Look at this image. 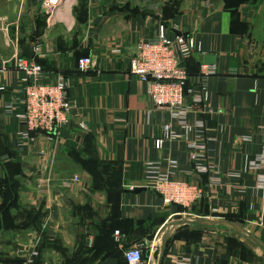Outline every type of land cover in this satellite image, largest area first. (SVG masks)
Masks as SVG:
<instances>
[{
	"label": "crops",
	"instance_id": "crops-1",
	"mask_svg": "<svg viewBox=\"0 0 264 264\" xmlns=\"http://www.w3.org/2000/svg\"><path fill=\"white\" fill-rule=\"evenodd\" d=\"M160 22L171 37H194L185 63L193 85L202 65L216 69L206 107L186 112L187 127L155 107L130 72L137 42L154 38ZM37 43L45 81L68 78L78 106L61 135L37 132L18 151L20 125L5 105L23 99L26 82L13 57ZM89 55L96 70L80 72L79 58ZM169 123L175 137L157 148ZM200 137L205 147L191 148ZM259 156L264 0H0V264H24L34 249L36 264H127L124 248L138 243L146 264H264L263 169L251 166ZM198 164L215 169L198 172ZM158 174L205 195L190 208L166 205L151 187ZM232 227L234 240L213 236Z\"/></svg>",
	"mask_w": 264,
	"mask_h": 264
},
{
	"label": "built area",
	"instance_id": "built-area-1",
	"mask_svg": "<svg viewBox=\"0 0 264 264\" xmlns=\"http://www.w3.org/2000/svg\"><path fill=\"white\" fill-rule=\"evenodd\" d=\"M57 0H50L53 4ZM195 40L193 36L180 34L171 37L167 34V24H158V33L154 38L140 39L131 58L130 72L138 76L147 85V92L155 107L169 112L175 119H181L182 127H187L186 112L196 104L206 107L209 91L208 78L215 73V67L202 65L198 84H192V75L185 65V60L193 55ZM34 56H41V44L33 46ZM14 67L25 73L24 97L13 100L5 105L8 114L17 117L20 128L15 137L18 151L36 141L35 133L47 135L50 140L61 135L70 124L72 113L77 102L69 97L70 82L68 78L60 77L56 82H46V72L42 64L35 57L28 58L19 51L13 57ZM77 68L80 72H91L97 68V58L94 55L79 58ZM17 104L22 106L16 111ZM78 127L88 130V124L78 122ZM175 131L171 123L165 124L163 136L156 139L157 148H162L166 139L174 138ZM193 149L205 147L202 137L190 144ZM194 158H198L193 154ZM253 168L261 171V184L264 189V156H259L251 162ZM198 164V172L215 169V166ZM79 177L65 182L71 186ZM151 187L156 189L166 205L177 204L186 208L192 207L201 200L205 191L197 184L190 182H173L166 175H156L151 178ZM115 239L122 244L123 235L116 230ZM143 243L133 244L124 248V255L128 264H146ZM39 255L37 249L32 250L24 264H34ZM172 264H191L188 259L174 257Z\"/></svg>",
	"mask_w": 264,
	"mask_h": 264
},
{
	"label": "rangeland",
	"instance_id": "rangeland-1",
	"mask_svg": "<svg viewBox=\"0 0 264 264\" xmlns=\"http://www.w3.org/2000/svg\"><path fill=\"white\" fill-rule=\"evenodd\" d=\"M192 206H194V204L192 205ZM189 210V209H188ZM187 218H191V220L192 219H198V218H196V217H191V216H186ZM174 228H176V227H174ZM216 231H214L215 233V235H213V236H215L216 237V240H218L220 237H223L224 236V234L225 235H228L229 234V236H232V237H234L235 235H236V231L233 229V227H232V229L231 228H225V229H223V228H216L215 229ZM204 235V234H203ZM233 240L235 239V237L234 238H232ZM232 240V241H233ZM236 241V240H235ZM236 242H238V241H236ZM239 243V242H238ZM234 245H236L235 243H234Z\"/></svg>",
	"mask_w": 264,
	"mask_h": 264
},
{
	"label": "water",
	"instance_id": "water-1",
	"mask_svg": "<svg viewBox=\"0 0 264 264\" xmlns=\"http://www.w3.org/2000/svg\"><path fill=\"white\" fill-rule=\"evenodd\" d=\"M24 54L26 57L28 58H33L34 57V53L31 50V45L27 44L24 46ZM209 62L208 63H213V58H208ZM143 188H137L135 191H140ZM207 222H211V220H206Z\"/></svg>",
	"mask_w": 264,
	"mask_h": 264
},
{
	"label": "trees",
	"instance_id": "trees-1",
	"mask_svg": "<svg viewBox=\"0 0 264 264\" xmlns=\"http://www.w3.org/2000/svg\"><path fill=\"white\" fill-rule=\"evenodd\" d=\"M190 58H187L186 60H185V63H186V65H187V61L189 60ZM188 68V67H187ZM189 70V69H188ZM189 73L191 74V72L189 71ZM192 75V74H191ZM144 258H147L146 257V253L144 252ZM37 263V258H36V261H35V263L34 264H36ZM126 263H127V261H126ZM128 264V263H127Z\"/></svg>",
	"mask_w": 264,
	"mask_h": 264
}]
</instances>
